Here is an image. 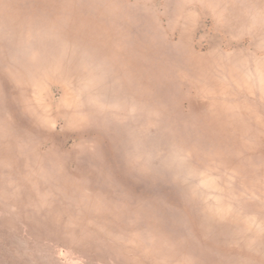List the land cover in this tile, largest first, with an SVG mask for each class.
<instances>
[{
  "label": "rangeland",
  "instance_id": "rangeland-1",
  "mask_svg": "<svg viewBox=\"0 0 264 264\" xmlns=\"http://www.w3.org/2000/svg\"><path fill=\"white\" fill-rule=\"evenodd\" d=\"M0 264H264V0H0Z\"/></svg>",
  "mask_w": 264,
  "mask_h": 264
}]
</instances>
